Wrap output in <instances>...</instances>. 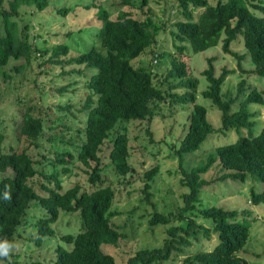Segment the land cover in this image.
I'll return each instance as SVG.
<instances>
[{
    "label": "trees",
    "instance_id": "obj_1",
    "mask_svg": "<svg viewBox=\"0 0 264 264\" xmlns=\"http://www.w3.org/2000/svg\"><path fill=\"white\" fill-rule=\"evenodd\" d=\"M176 1L183 20L175 21L170 30L174 52L166 53L169 67L164 71V79L170 82L169 89L177 86L186 89L179 94L168 93L161 86V80L160 86L155 85L149 70L133 67L130 62L147 48L156 45V36L164 30L161 21L152 19L148 0H119L121 5L132 9L137 7L141 10L145 7L146 12H143L144 16L140 19L134 18L129 10L120 11L115 18L110 19L103 7L90 3V6L96 8L95 16L100 24L96 39L86 52L74 56H67L68 47L61 43L36 47L28 40L29 26L26 23L20 26L18 23L21 18L20 7L42 11L48 5V0H0V70L11 59L27 62L32 52L44 54L48 48L49 61L91 70L83 83L86 94L79 108V111L84 112L83 124L76 126L68 138L59 141L68 145L75 143V160L82 165L86 182L92 187L84 190L75 183L62 189L60 175L70 172L68 165L74 159L69 151L56 152L52 158H46L48 164L53 166L50 173L36 169V162L24 150L0 152V240L7 239L12 243L16 228L29 204L36 202L43 210L42 216L35 223L36 236L33 242L36 245L44 237L54 235L50 225L56 221L59 211L78 212L80 229L74 235L59 237L69 247L57 244L52 264H115L114 258L104 252L103 246H114L118 239L125 236L110 221L117 212L111 210L112 187L101 185V146L118 122L149 121L158 104L164 101H167L169 107L174 104L179 108L189 103L191 109L187 126H184V133L178 143L171 146L180 168L179 182L186 188L181 194L182 205L168 213H151L147 222L149 226H166L162 244L154 248H139L127 257L125 264H159L168 260L172 252L182 253L184 247L200 236L205 240L214 236V244L209 245L206 251L186 256L184 264H246L237 253L248 237V226L239 217H244L248 211L218 206L202 207L198 195L211 182L232 180L243 183L250 180L253 184L248 189L249 204H264V125L252 135L254 113L248 108L250 104H263L264 90L257 91L241 78L234 96L227 91L221 93L220 87L230 71L222 68L218 75H214L212 61L215 56L207 57L206 67L200 72L207 82L201 95L219 111L220 130L233 131L236 139L214 147L205 154L202 161L184 168L182 163L185 155L198 149L213 128L207 121L206 109L195 103L194 83L180 55H188L190 51L200 52L220 42L221 51L236 59L240 74L250 72L264 77V4L257 0H216L213 4H208L206 0ZM195 8L202 10L194 17ZM68 11L66 7L56 10L60 15ZM237 35L241 36L245 53L239 54L230 49V43ZM150 53L152 57L158 58L153 50L150 49ZM246 55L253 64L250 71H243L240 64ZM16 68L13 66L12 69L17 71ZM71 71L80 72L77 69ZM1 73L7 78L4 72ZM236 101L237 107L232 108ZM50 120L58 121L56 118ZM19 133L34 147H38L37 140L43 135L41 117L24 112L19 123ZM56 137L53 135L46 138L54 141ZM128 158V137L123 128L111 139L108 151L109 162L122 177L134 172ZM57 165L61 167L56 168ZM213 166L218 167L219 174L210 182L203 174ZM156 171L157 167H152L143 173L144 200L150 196L147 190ZM35 175L43 180L36 182L41 193L31 185ZM254 183L261 185L260 190H254ZM6 190L10 192L9 200L4 199ZM198 217L210 220V225L204 226L196 220ZM174 221L177 223L171 224ZM9 257L11 259L8 264H16L11 253ZM24 264L42 263L33 260Z\"/></svg>",
    "mask_w": 264,
    "mask_h": 264
},
{
    "label": "rangeland",
    "instance_id": "obj_2",
    "mask_svg": "<svg viewBox=\"0 0 264 264\" xmlns=\"http://www.w3.org/2000/svg\"><path fill=\"white\" fill-rule=\"evenodd\" d=\"M206 1L208 4H213L216 0ZM257 1L264 4V0ZM90 3L103 7L110 19L115 18L120 11L124 10L131 11L132 16L137 19L143 18V12H146L145 7L141 10L137 7L132 9L121 5L119 0H48V5L42 11L36 12L30 7H20L21 18L18 23L20 26L23 23L29 26L28 40L36 47L61 43L68 47L67 56H74L79 52H86L96 39L95 34L100 24L95 16L96 8L90 6ZM61 7L69 8V11L60 15L56 10ZM148 7L152 19L156 22L161 21L164 30L156 36V45L147 48L130 62L133 67L149 70L153 83L160 86L161 80V86L168 90V93H182L186 90L184 87L177 86L169 89L170 82L164 79V71L169 67V58L166 53L174 52L170 30L173 29L175 21L183 20L177 1L148 0ZM201 10V8H195L194 17ZM150 49L158 55V58L152 57ZM230 49L239 54L245 53L240 35H237L236 39L230 43ZM46 51L44 54L32 52L27 62L11 59L2 68L3 70H0V152L24 150L36 162L34 164L36 169L50 173L53 166L48 164L46 158H52L56 152L69 151L74 159L68 165L70 172L60 175L62 189L78 183L82 189L90 190L92 187L86 182V175L81 170L82 165L75 160L77 150L75 143L68 145L60 142L59 139L68 138L71 133H74L76 126L83 124L84 112L79 111V108L86 94L83 83L91 70L82 69L81 66L73 64L53 63L49 61L50 49ZM212 55L215 56V60L212 61L214 75H218L222 68L230 71L225 75L220 87L221 93L227 91L229 95L234 96L241 78H244L257 91L264 90V77L250 72L240 74L236 59L221 51L220 42L200 52L190 51L188 55L182 53L180 59L185 63L188 76L194 83L195 103L206 109L207 121L213 128V131L200 143L198 149L185 155L182 163L184 168L192 167L202 161L205 154L214 147L228 144L236 139L233 131L220 130L219 111L210 100L201 95L207 82L200 72L206 67L205 59ZM60 58L65 57L60 56ZM240 64L243 71H250L253 68L247 55L240 61ZM13 66H17V71L12 69ZM72 69L80 72H73ZM1 72H4L7 78ZM62 87L64 89H60ZM237 104L236 101L232 108L237 107ZM248 108L254 113L252 119L255 123L251 129L254 135L264 125V96L262 105L250 104ZM190 109L189 103L181 108L174 104L169 107L167 101L159 103L149 121L118 122L101 146L99 153L100 175L103 179L101 185L112 187L111 210L117 212L110 221L125 236L118 239L114 246H103L104 252L114 258L115 264H125L127 257L133 255L139 248L159 247L165 237L166 226H149L147 222L151 213L153 211L168 213L182 205L181 194L186 188L179 182L180 168L172 154L171 146L176 145L183 135ZM24 112L31 116H40L43 121V135L37 140L38 147H34L19 133V123ZM52 118L58 121L52 122L50 120ZM49 125L52 126L51 129ZM123 128L128 137V163L134 168L130 176L124 177L116 173L108 159L110 141ZM53 135L57 136L56 140H47L46 137ZM60 167L56 166V168ZM152 167H157V171L147 190L150 196L148 200H144L143 173ZM218 170L217 166H213L203 174V177L211 182L219 174ZM31 181L35 190L41 193L36 184L37 181H43L41 177L35 175ZM252 184L250 180H245L243 183L232 180L211 182L199 193V204L202 207L246 209L248 212L244 217L240 216L239 220L248 226V237L237 254L245 260L246 264H264V204H249L247 195ZM255 185L254 190H260L261 185L259 183ZM42 214L43 210L36 202H31L20 225L16 228L12 241L15 247L11 252L16 264H24L33 260L42 264H52L56 245L69 247L62 243L59 237L65 234L74 235L80 229L78 212L59 211L56 221L50 225L54 235L44 237L41 243L36 245L33 242L36 236L35 223ZM196 220L204 226L210 225L208 219L198 217ZM175 223L177 222L174 221L171 224ZM211 244H214V236H211L209 240L200 236L198 240H192L189 246L184 247L182 253L172 252L168 260L159 264H184L183 259L186 256L206 251ZM10 259V257L0 259V264H8Z\"/></svg>",
    "mask_w": 264,
    "mask_h": 264
},
{
    "label": "clouds",
    "instance_id": "obj_3",
    "mask_svg": "<svg viewBox=\"0 0 264 264\" xmlns=\"http://www.w3.org/2000/svg\"><path fill=\"white\" fill-rule=\"evenodd\" d=\"M4 199H11L10 192L7 190L4 192ZM14 247L15 246L12 243L8 242L7 239L0 240V258H9L10 253L13 251Z\"/></svg>",
    "mask_w": 264,
    "mask_h": 264
}]
</instances>
